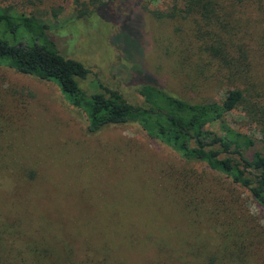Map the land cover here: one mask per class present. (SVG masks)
<instances>
[{"label":"rangeland","instance_id":"rangeland-1","mask_svg":"<svg viewBox=\"0 0 264 264\" xmlns=\"http://www.w3.org/2000/svg\"><path fill=\"white\" fill-rule=\"evenodd\" d=\"M218 2L221 9L218 19L212 17L211 31L237 47L231 54L247 70L248 88L253 90L225 119L259 137L264 0ZM0 5L31 13L48 25L56 49L88 68L79 80L86 92L115 89L137 105L142 102L137 86L144 81L157 82L190 101L218 99L227 87L217 76L202 79L213 67L207 54L191 43L194 37L189 45L186 33L209 28L199 8L181 15L182 0H111L80 18L73 17L72 0H0ZM53 8H60L56 15L51 14ZM170 9L179 14L155 16ZM221 18L228 24L225 32L217 29ZM186 44L194 55L184 60ZM210 128L217 130V125ZM236 197L243 218L247 213L264 228V209L223 175L180 159L133 122L90 133L83 114L64 101L53 81L0 66V219L13 220L32 205L30 234L41 217L59 220L55 231L60 236L53 239L54 229L47 227L49 233L40 240L60 255L63 245L69 247L68 264H183V254L185 262L195 263L187 252L195 248H185V242L192 245L196 237L213 236L207 221L212 207L225 206L221 222H231V200ZM156 237L164 241V253L157 252Z\"/></svg>","mask_w":264,"mask_h":264},{"label":"trees","instance_id":"trees-1","mask_svg":"<svg viewBox=\"0 0 264 264\" xmlns=\"http://www.w3.org/2000/svg\"><path fill=\"white\" fill-rule=\"evenodd\" d=\"M110 1L72 0L73 17H84ZM171 1L176 4L179 0ZM182 2L185 4L180 11L182 16L199 8L203 25L209 28L196 27L194 34L191 30L186 35L190 37L189 45L194 37L195 42L191 43L202 51L201 54H207L208 65L213 67L210 75H202V79L211 81L217 76L228 83L218 99L190 101L175 96L154 81H144L137 86L142 99L137 105L128 102L115 89L103 87L99 91L86 92L79 80L87 76L88 68L56 49L47 33L49 27L43 20L31 13L17 11L11 5H0V66L53 81L64 101L83 114L88 132L120 122H133L148 138L180 159L200 162L223 175L244 189L264 209V152L261 150L264 148V109L259 111L256 119L259 137L237 130L228 123L226 115L242 103L246 93L253 91L248 88L247 70L236 59L238 56L231 54V50L237 47L232 48L231 43L226 44L211 31L214 27L212 17L218 19L221 3L218 0ZM59 9L53 8L51 14L56 15ZM177 10L157 12L155 16L173 18L177 16ZM217 29L219 32L228 30L224 18L218 21ZM189 45L186 44L189 54L183 51L184 60L194 55ZM183 61L180 66L184 65ZM212 124L217 125V130L210 128ZM258 143L261 149L256 148ZM231 201L235 215L229 214L231 222H221L220 215L226 211L225 206L217 205L207 211L213 236L196 237L192 245L189 240L185 242V248H195L187 249V252L193 254L196 262H185L188 257L183 254L184 250L180 256L183 264H264V228L247 213L248 217L243 218L237 197ZM27 207L24 215L17 213L13 220L0 219V264H68L72 254L69 247L55 244L61 247L60 255L55 247L40 240L49 233L47 227L54 229L53 239H56L55 234L60 236V232L55 231L60 221L41 217V224L34 226V232L30 234L33 228L32 205ZM153 243L157 252L164 253L165 243L161 238L156 237Z\"/></svg>","mask_w":264,"mask_h":264}]
</instances>
